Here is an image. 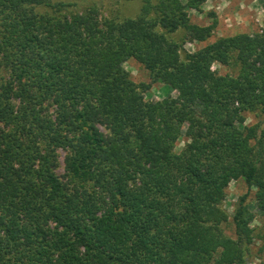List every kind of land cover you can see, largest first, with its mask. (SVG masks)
<instances>
[{
    "label": "trees",
    "instance_id": "16d2710c",
    "mask_svg": "<svg viewBox=\"0 0 264 264\" xmlns=\"http://www.w3.org/2000/svg\"><path fill=\"white\" fill-rule=\"evenodd\" d=\"M207 1L144 0L100 22L63 0H0V264H248L264 216V30L183 56L218 23L192 21ZM129 60L177 96L146 101ZM248 112L260 120L245 126Z\"/></svg>",
    "mask_w": 264,
    "mask_h": 264
},
{
    "label": "rangeland",
    "instance_id": "374dc122",
    "mask_svg": "<svg viewBox=\"0 0 264 264\" xmlns=\"http://www.w3.org/2000/svg\"><path fill=\"white\" fill-rule=\"evenodd\" d=\"M68 4L64 13L78 12L84 13L92 11L94 16L102 22L105 19H114L120 21L127 18H136L142 9L144 0H63ZM191 19L194 23L204 26H213L215 20L218 22L213 29L212 36L206 42H186L182 46L181 53L196 52L208 43L215 41L222 36H233L237 33L258 34L264 30V0H208L200 10L190 11ZM182 31L174 34L176 39L182 36ZM125 68L130 72L132 79L138 83L151 84L148 91L144 92L146 101L163 100L169 96L176 97L177 93L173 91L167 84L160 81L152 82L148 72L140 67L135 60H129L125 63ZM213 69L219 74L236 72L231 67L222 66L218 63L213 65ZM54 108V107H52ZM53 110V109H51ZM260 120L255 113L248 112L245 126L257 123ZM186 128L183 129L181 136L176 143V151L181 152L187 142ZM60 166L57 173L60 176L65 174L64 158L65 150H59ZM248 192V187L243 179L234 180L226 189V197L223 201V208L229 215L228 222L221 225L224 234L234 237L233 214L239 197ZM254 192L250 194V198H254ZM255 222L256 239L250 247L248 264H261L264 262V216H258ZM263 246V248H262Z\"/></svg>",
    "mask_w": 264,
    "mask_h": 264
}]
</instances>
